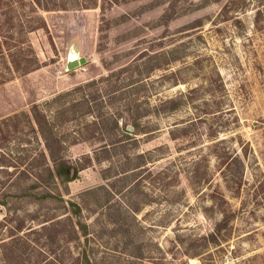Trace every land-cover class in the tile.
<instances>
[{"label": "rangeland", "instance_id": "1", "mask_svg": "<svg viewBox=\"0 0 264 264\" xmlns=\"http://www.w3.org/2000/svg\"><path fill=\"white\" fill-rule=\"evenodd\" d=\"M0 1L39 59L0 85V264H264V0Z\"/></svg>", "mask_w": 264, "mask_h": 264}, {"label": "trees", "instance_id": "2", "mask_svg": "<svg viewBox=\"0 0 264 264\" xmlns=\"http://www.w3.org/2000/svg\"><path fill=\"white\" fill-rule=\"evenodd\" d=\"M1 4L2 2L0 1V15L7 12V10H2L3 5ZM8 20L10 19H0V85L5 83L12 73H27L36 69L39 65V59L37 55H35V51H33L34 48L31 45L30 40L23 33H28L33 26L26 23L25 25L22 24V31L17 28L14 29L13 26L7 29L8 26L6 24L8 23ZM24 29L25 31H23ZM32 115L33 122H35L34 125L30 119L32 129L38 133L40 137H43L46 143V151L41 150L40 153H38V156L43 157L44 159L49 156L51 159L48 162L46 161L45 166L40 169L41 173L37 174L36 180H41L40 177L42 178L43 171H47L48 175L52 178H59L61 182H69L75 179L82 167H79L76 163L67 159L66 155H63V153L59 154L48 141L49 135L47 134V131H51L53 128L49 127V124H47V115L37 104L33 106ZM8 120L9 119L1 120L0 125L6 123ZM36 127L38 129H36ZM7 155L9 156V153L6 151H0V160L4 163L2 165H5L6 167H17L14 163L15 161L8 159ZM25 158L27 159V157ZM229 220L230 216H227L226 219H224V223L227 224ZM80 227L83 229V234L87 235L86 226L81 224ZM21 228V225L17 226V230H20ZM86 263L91 264L87 258Z\"/></svg>", "mask_w": 264, "mask_h": 264}, {"label": "water", "instance_id": "3", "mask_svg": "<svg viewBox=\"0 0 264 264\" xmlns=\"http://www.w3.org/2000/svg\"><path fill=\"white\" fill-rule=\"evenodd\" d=\"M83 60H84V59L82 58V59H81V62H82ZM76 63H77L76 61H73V62L70 63V65L73 66V65H75Z\"/></svg>", "mask_w": 264, "mask_h": 264}]
</instances>
